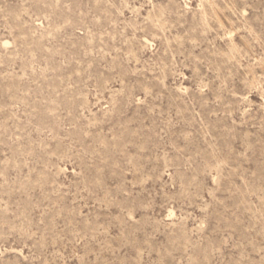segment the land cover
<instances>
[{"label":"rangeland","instance_id":"1","mask_svg":"<svg viewBox=\"0 0 264 264\" xmlns=\"http://www.w3.org/2000/svg\"><path fill=\"white\" fill-rule=\"evenodd\" d=\"M0 264H264V0H0Z\"/></svg>","mask_w":264,"mask_h":264}]
</instances>
